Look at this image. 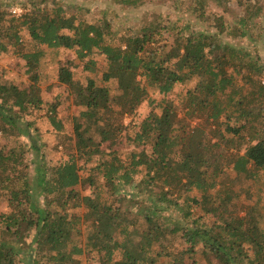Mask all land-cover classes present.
<instances>
[{"label": "trees", "instance_id": "1", "mask_svg": "<svg viewBox=\"0 0 264 264\" xmlns=\"http://www.w3.org/2000/svg\"><path fill=\"white\" fill-rule=\"evenodd\" d=\"M120 1L134 7L144 2ZM197 1L200 5L206 3ZM205 9L201 8L202 13ZM65 12L63 7H39L19 18L7 19L0 14V54L10 46L23 44L20 30L26 26L40 45L75 49L87 63L96 64L95 52L104 55L107 67L103 80H118L122 92L112 97L109 88L93 78L85 83L75 79L71 63L60 64L58 79L84 109L75 125L77 152L48 167L40 156L36 119L29 118L43 104L37 70L45 52L40 48L25 51L21 47L20 55L33 83L22 88L0 79V132L28 140L20 153L16 149H0V194L5 196L9 208L0 213V264H84L86 258L91 262L96 259L97 264H264L260 200L247 207L246 213L236 212L231 208L237 198L235 180L228 176L214 181L208 178L215 162L232 165L238 176L255 181L257 171L264 172V133L260 134L252 120L245 117L253 118L256 113L242 109L246 114L240 119L245 118L242 123L219 132L215 142L205 141L202 128L192 129L189 122L199 112L208 120L219 121L223 112L219 94L234 87L236 78L232 72L244 67L245 60L229 55L231 48L224 47L213 33L178 34L176 41L169 43L164 37L165 27L146 23L141 31L113 36L104 20L77 22ZM252 18L253 15L241 19L245 29H240V36H248ZM227 29L224 24L220 30ZM230 51L236 54L235 50ZM231 66L234 68L228 72ZM188 80L195 84L187 90L184 101L188 108L183 116L164 97L161 113L145 119L133 137L148 152L133 151L127 160L116 152L106 153L103 144H115L114 137L124 128L121 118L137 109L148 96V87L166 96L177 83ZM57 108V104H52L47 118L61 131ZM89 121L102 123L99 129L95 127L98 141L92 135L93 128L85 126ZM223 142V151L235 148L224 163L220 161L223 155L214 152ZM28 150L36 154L33 159L26 158ZM90 163L92 173H82ZM32 166L35 174L31 177ZM99 176L110 192L111 202L103 200L104 189L97 183ZM218 184L220 201L212 204L210 190ZM88 187L95 188L94 195L82 193ZM125 187L132 191L124 193ZM194 188L199 196L190 194ZM145 194L152 199L135 201ZM128 201L136 204L131 210ZM197 206L215 221L207 222L196 215ZM169 207L179 215V220L171 225L160 219V212ZM80 237L85 238L83 245ZM176 243L182 249L175 247Z\"/></svg>", "mask_w": 264, "mask_h": 264}, {"label": "rangeland", "instance_id": "2", "mask_svg": "<svg viewBox=\"0 0 264 264\" xmlns=\"http://www.w3.org/2000/svg\"><path fill=\"white\" fill-rule=\"evenodd\" d=\"M223 1L225 3L206 0L204 5H200L197 0H144L140 6L134 7L122 4L120 0H0V12H2L0 14L8 19L13 16L11 10L16 7L22 8L25 13L39 7L47 9L63 7L66 11L65 14L68 16L73 15L77 22H107L110 25V31L113 36L141 31L146 23L152 27H165L164 37L169 43L176 41L178 34L187 35L195 31L215 34L224 47L231 48L227 51V53L230 52L229 55L232 54L235 58L239 56L245 60L244 67L239 66V68L235 69L231 66L227 68L228 72L234 68L232 73L235 75L236 80L233 88L228 89L226 93L219 94L218 99L223 107L219 121L208 120L207 116H201L200 112L194 118L189 119L192 129L198 126L205 132L203 135L205 141L211 140L215 142L219 132H223L229 125L237 126L242 123L245 119L243 118L240 121L244 114L242 109L250 110V112L253 110L256 113L253 118L250 115L245 117L252 120L260 134L264 133V0H252L253 2L247 1V3L240 0ZM201 8H206L204 13H202ZM251 15H253V18L249 23L252 28H248V36H240L241 19ZM224 24L228 26V29L221 32L220 29ZM20 36L23 42L20 47L18 45L10 46L6 52L0 54V79L3 82L14 83L22 88L30 86L33 81L26 72V61L20 55V49L23 47L25 51H30L40 48L45 52L37 70L39 75L38 86L41 90L43 104L42 108L34 111L29 118L36 119L37 122L39 132L36 133V139L41 145L40 156L42 163L51 167L67 160L70 153L77 152L78 137H76L75 125L81 111L84 109L75 103V98L69 87L58 79L60 64L71 63L69 66L74 73L75 79L85 83L88 78H93L99 85L108 87L112 97H118L122 89L118 80H103V73L107 67L104 55L95 52L94 60L96 64L87 63L88 60H81L77 56L75 49L65 47L51 48L46 45H40L32 39L26 26L21 27ZM230 50H235L236 54ZM87 65L90 67L86 68ZM260 68L261 73H257ZM249 75L252 78L249 79L247 77ZM194 84V80H188L185 83L179 82L166 96L161 94L156 88L148 87V96L137 109L121 118L124 128L119 136L114 137L115 144L113 146L103 144L104 146L102 147H104L106 153L116 152L122 159L127 160L133 151L148 152V148L144 149L145 146L138 145L132 140L141 127V123L148 117L161 113V103L164 97L167 99V103L172 104L182 117L188 108L184 101L187 90ZM33 86L35 87V85ZM230 98H233L231 101L233 104L229 102ZM52 104L58 105L57 109L63 126L61 131H57L47 118V112ZM114 107L119 109L116 104ZM85 126L89 129L93 128L92 135L98 141L100 136L97 129L102 127L101 121L97 124L89 121ZM26 143H28V140L24 136H5V134L0 132V149L5 151L16 149L20 153L22 151L21 146L24 147ZM106 143H109V141ZM224 147L223 142L220 146L214 148L216 155H223L222 159L220 157L222 163L226 162L228 155L235 151L233 150L235 148H232L231 151H223ZM237 147L239 146L237 145ZM245 147L246 144L242 147V153L245 151ZM33 152L32 150L25 152L26 158L33 159L36 155ZM91 166H93L92 163L88 164L84 171L82 170V173L86 175L92 173L89 170L92 168ZM30 172L32 177L35 174L33 166L30 167ZM257 172V181H255V178L250 179L245 177V175L238 176L232 165L225 166L221 163L217 165L215 162L209 171L208 178L210 181L223 179L221 178L223 176L234 179L236 182L234 190L237 198L234 199V204L231 205V208L233 207L236 212L244 214L248 210L247 207L254 206L257 204L256 201L260 200V211L263 213L264 218V172ZM141 176V174L138 175L137 180ZM103 181L102 177L99 176L97 183L102 185V189H104L103 200L111 202L110 192L102 184ZM220 186L218 184L210 190L213 196L212 204L220 201L217 196ZM81 191L85 195H94L95 188H83ZM124 191L127 194L132 189L125 187ZM190 194L199 196L200 192L197 188H194L190 191ZM143 197L148 198L149 196H146V194L145 196L139 195L135 201ZM127 204L130 210L134 208L133 205H136L134 201H128ZM8 211L6 198L3 194H0V213ZM195 213L202 216L204 221H215V217L205 214L201 206H197ZM178 218L179 215L173 207L160 212L162 223L171 225L178 221ZM80 239H82L83 245L85 238L80 237ZM31 241L32 236L28 238V243ZM164 243L169 245V242ZM34 246L36 247L37 245L34 244ZM175 247L182 249V245L178 243H176ZM197 249L198 253H201V247ZM86 259L84 264H97L96 259L93 262L88 260V258Z\"/></svg>", "mask_w": 264, "mask_h": 264}, {"label": "built area", "instance_id": "3", "mask_svg": "<svg viewBox=\"0 0 264 264\" xmlns=\"http://www.w3.org/2000/svg\"><path fill=\"white\" fill-rule=\"evenodd\" d=\"M11 12H12V15L15 17H20L25 13L24 10L20 7L13 8Z\"/></svg>", "mask_w": 264, "mask_h": 264}]
</instances>
